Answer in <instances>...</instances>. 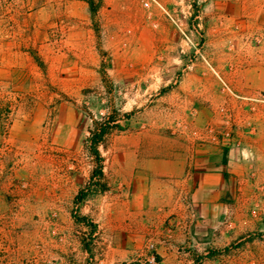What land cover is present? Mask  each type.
Returning a JSON list of instances; mask_svg holds the SVG:
<instances>
[{
  "label": "rangeland",
  "instance_id": "1",
  "mask_svg": "<svg viewBox=\"0 0 264 264\" xmlns=\"http://www.w3.org/2000/svg\"><path fill=\"white\" fill-rule=\"evenodd\" d=\"M0 264H264V0H0Z\"/></svg>",
  "mask_w": 264,
  "mask_h": 264
},
{
  "label": "crops",
  "instance_id": "2",
  "mask_svg": "<svg viewBox=\"0 0 264 264\" xmlns=\"http://www.w3.org/2000/svg\"><path fill=\"white\" fill-rule=\"evenodd\" d=\"M158 154L157 152L154 153L155 156H157ZM159 157H161V155ZM159 162L156 159L152 160V159L146 158L144 161V165H145L146 170H149L155 174H157L158 172H161L164 175H166L168 173L178 172L179 171L178 169H180L176 165L177 162H174L173 160H169L168 162H166L163 167L162 165H160L161 162L160 163ZM130 163H132V161ZM133 164H135V162ZM129 170H133L131 165L129 167ZM142 179H143V187H145L147 190L149 188H151L152 190H157L158 188H160V186H163L164 188H170V183L169 182L167 183V181L165 180H161L155 177L153 178L143 177Z\"/></svg>",
  "mask_w": 264,
  "mask_h": 264
},
{
  "label": "trees",
  "instance_id": "3",
  "mask_svg": "<svg viewBox=\"0 0 264 264\" xmlns=\"http://www.w3.org/2000/svg\"><path fill=\"white\" fill-rule=\"evenodd\" d=\"M105 134V129H103L102 128V130H101V132L98 134V135H96V137H94L93 138V143H92V146H91V148L94 150V152L96 153V154H98V151H97V145H99L100 144V142H101V137L103 136ZM102 173V172H101Z\"/></svg>",
  "mask_w": 264,
  "mask_h": 264
}]
</instances>
